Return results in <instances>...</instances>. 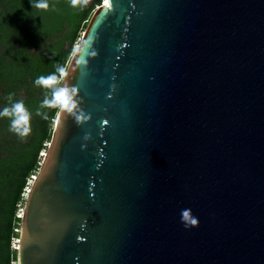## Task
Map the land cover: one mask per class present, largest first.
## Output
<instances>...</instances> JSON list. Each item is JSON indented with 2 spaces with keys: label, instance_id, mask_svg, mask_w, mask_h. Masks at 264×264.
<instances>
[{
  "label": "water",
  "instance_id": "obj_1",
  "mask_svg": "<svg viewBox=\"0 0 264 264\" xmlns=\"http://www.w3.org/2000/svg\"><path fill=\"white\" fill-rule=\"evenodd\" d=\"M66 69L17 264H264V0H107Z\"/></svg>",
  "mask_w": 264,
  "mask_h": 264
},
{
  "label": "trees",
  "instance_id": "obj_2",
  "mask_svg": "<svg viewBox=\"0 0 264 264\" xmlns=\"http://www.w3.org/2000/svg\"><path fill=\"white\" fill-rule=\"evenodd\" d=\"M37 2L0 0V110L10 106L7 96L14 93L13 102L23 100L32 113L31 132L23 139L9 131V118H0V264H17L12 243L18 240V214L51 141L59 112L57 108L40 109L47 113V119L36 114L50 93L34 81L55 73L57 65L67 67L74 45L95 10L93 5L73 7L71 0H48V10H42L32 6Z\"/></svg>",
  "mask_w": 264,
  "mask_h": 264
},
{
  "label": "clouds",
  "instance_id": "obj_3",
  "mask_svg": "<svg viewBox=\"0 0 264 264\" xmlns=\"http://www.w3.org/2000/svg\"><path fill=\"white\" fill-rule=\"evenodd\" d=\"M88 0H71L73 7L77 5L87 4ZM37 9L48 10V0H38L37 3L32 5ZM68 71L65 67L57 65L56 71L47 76H39L35 79L34 84L41 87L50 95H45L37 115L43 119H47V113L41 112L40 109L57 108L61 113L67 112L73 114L74 109L78 105L76 98L77 89L75 86H70L67 82ZM14 93L7 96L10 106L4 107L0 110V118L7 117L10 120L9 131L15 133L21 139L26 138L31 132V116L32 113L25 106L23 100L13 102ZM79 119V117H77ZM181 222L185 228L198 226V218L191 214V209L181 210Z\"/></svg>",
  "mask_w": 264,
  "mask_h": 264
},
{
  "label": "rangeland",
  "instance_id": "obj_4",
  "mask_svg": "<svg viewBox=\"0 0 264 264\" xmlns=\"http://www.w3.org/2000/svg\"><path fill=\"white\" fill-rule=\"evenodd\" d=\"M103 4H105V0H100V4L99 5H103ZM91 5H93L94 6V9H96L99 5H96L95 4V0H88V2H87V4H85V6L88 8V7H90ZM95 11V10H94ZM93 14V13H92ZM86 27V26H85ZM84 27V28H85ZM57 37V36H56ZM80 42V41H79ZM79 44V43H78ZM78 44H75L74 45V49L78 46ZM3 52V49H2V46L0 45V55H1V53ZM2 91H3V87L2 86H0V97H1V93H2ZM48 146V145H47ZM48 148V147H47ZM47 151V150H46ZM42 163V162H41ZM32 185V181H30V184H29V186H31ZM29 189V188H28ZM26 194H27V192L25 193V197H26ZM24 202H25V199H24ZM24 205V204H23ZM22 211V210H21ZM18 215H21V213L20 214H18ZM17 242H18V240L16 239V240H13V243H12V247L13 248H16L17 247Z\"/></svg>",
  "mask_w": 264,
  "mask_h": 264
},
{
  "label": "built area",
  "instance_id": "obj_5",
  "mask_svg": "<svg viewBox=\"0 0 264 264\" xmlns=\"http://www.w3.org/2000/svg\"><path fill=\"white\" fill-rule=\"evenodd\" d=\"M105 5H106V4H105ZM34 178H36V175H35V176H32V181H33Z\"/></svg>",
  "mask_w": 264,
  "mask_h": 264
},
{
  "label": "bare ground",
  "instance_id": "obj_6",
  "mask_svg": "<svg viewBox=\"0 0 264 264\" xmlns=\"http://www.w3.org/2000/svg\"><path fill=\"white\" fill-rule=\"evenodd\" d=\"M105 4H106V2H105ZM105 4H103V5H105ZM45 154V153H44Z\"/></svg>",
  "mask_w": 264,
  "mask_h": 264
},
{
  "label": "snow or ice",
  "instance_id": "obj_7",
  "mask_svg": "<svg viewBox=\"0 0 264 264\" xmlns=\"http://www.w3.org/2000/svg\"><path fill=\"white\" fill-rule=\"evenodd\" d=\"M105 2L107 3V0H105Z\"/></svg>",
  "mask_w": 264,
  "mask_h": 264
}]
</instances>
